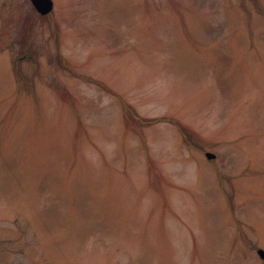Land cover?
Returning a JSON list of instances; mask_svg holds the SVG:
<instances>
[{
	"label": "rangeland",
	"instance_id": "1",
	"mask_svg": "<svg viewBox=\"0 0 264 264\" xmlns=\"http://www.w3.org/2000/svg\"><path fill=\"white\" fill-rule=\"evenodd\" d=\"M3 248L264 264V0H0Z\"/></svg>",
	"mask_w": 264,
	"mask_h": 264
},
{
	"label": "water",
	"instance_id": "2",
	"mask_svg": "<svg viewBox=\"0 0 264 264\" xmlns=\"http://www.w3.org/2000/svg\"><path fill=\"white\" fill-rule=\"evenodd\" d=\"M30 2L36 11L42 15L47 14L52 9V0H30ZM205 155L208 158H212L214 156V154L210 152H206ZM257 253L264 260V249L258 248Z\"/></svg>",
	"mask_w": 264,
	"mask_h": 264
},
{
	"label": "flooded vegetation",
	"instance_id": "3",
	"mask_svg": "<svg viewBox=\"0 0 264 264\" xmlns=\"http://www.w3.org/2000/svg\"><path fill=\"white\" fill-rule=\"evenodd\" d=\"M11 253V255L9 253ZM15 250L0 249V264H21L14 260ZM6 256V257H5ZM12 257V258H11Z\"/></svg>",
	"mask_w": 264,
	"mask_h": 264
},
{
	"label": "trees",
	"instance_id": "4",
	"mask_svg": "<svg viewBox=\"0 0 264 264\" xmlns=\"http://www.w3.org/2000/svg\"><path fill=\"white\" fill-rule=\"evenodd\" d=\"M184 128L182 127V130H183Z\"/></svg>",
	"mask_w": 264,
	"mask_h": 264
}]
</instances>
